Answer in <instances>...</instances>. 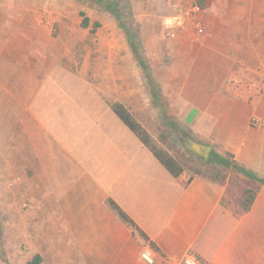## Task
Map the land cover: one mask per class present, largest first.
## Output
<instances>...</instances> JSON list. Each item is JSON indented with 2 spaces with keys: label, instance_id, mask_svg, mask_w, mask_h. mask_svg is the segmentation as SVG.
<instances>
[{
  "label": "crops",
  "instance_id": "1",
  "mask_svg": "<svg viewBox=\"0 0 264 264\" xmlns=\"http://www.w3.org/2000/svg\"><path fill=\"white\" fill-rule=\"evenodd\" d=\"M90 1L103 17L117 19L121 28L127 9L136 7L126 0ZM204 1L206 35L208 17L221 13L215 9L218 3ZM146 2L157 6L150 7L153 15L169 13L164 0ZM38 13V8L0 9V175L18 177V206L33 209L34 216L3 218L0 264H146L140 254L150 248L148 243L133 235L108 200L155 246L150 248L153 264H182L187 253L199 264H264V110L233 94L227 81L235 61L219 56L191 59L189 73L200 76L191 85H175L171 108L186 112L181 125L204 130L219 147L215 152L186 134L188 144L191 140L210 148L207 159L225 170V181L213 183L185 171L173 176L110 104L121 103L132 113L129 105L146 95L147 103L157 108L166 105L159 88L165 96L167 84L158 81L159 75L175 70L179 77L185 59L176 62L182 66L169 68L164 58L138 61L135 50L132 58L117 57V78L130 83L122 81L126 88H117V96L112 95L91 85L88 65L75 75L69 56L71 37L61 42L60 57L66 60L59 65L54 32L64 31V26H44ZM80 16L81 28L93 31L99 26L94 23L91 29L84 14ZM83 19L86 26L81 25ZM135 25L136 29L124 30L130 37L126 35L122 47H136L139 24ZM130 70L140 71L146 94L137 89ZM202 73L210 74L209 86ZM26 80L27 90L20 88ZM203 85L209 89L203 90ZM9 98L13 106L7 103ZM252 116L261 118L262 125H251ZM249 187L257 192L250 210L242 212L239 200ZM4 203L8 209L16 206L10 199ZM28 221H34V236L25 228Z\"/></svg>",
  "mask_w": 264,
  "mask_h": 264
},
{
  "label": "rangeland",
  "instance_id": "2",
  "mask_svg": "<svg viewBox=\"0 0 264 264\" xmlns=\"http://www.w3.org/2000/svg\"><path fill=\"white\" fill-rule=\"evenodd\" d=\"M126 1L128 3L132 1L136 7L127 9L129 15H127V18L124 16V27L122 28L117 25V19L111 18L107 14L106 17H103L90 0H0V9L38 8L39 13L37 16L44 26L49 27L53 24L64 26V31L58 29L59 31L54 32L59 47V65L64 64L66 60L60 57L62 53L60 49L62 47L61 42L63 40L64 42L65 40L69 41L71 37L73 50L69 49V45L68 49L70 50L69 53L72 51L69 56L73 58L72 70L75 75L81 72L84 65H88L86 71L89 73L91 85L95 88L103 87L107 93L112 95L116 94L117 96V88L118 90L124 89L125 85L123 83H130V81H124V79L121 84L122 81L117 78L120 76V73L117 72V57L120 59L128 55L132 58L134 56L133 50H135L144 60L149 59V57L164 58L162 61H165V66L169 68L182 66L181 64L177 65L176 62L179 63L185 59L183 65L185 70L179 77L176 76L175 70L167 72L164 76L161 73L159 75L158 81L167 84L165 96L162 95L163 91L159 88L160 100L166 104L162 106L166 110L164 113L161 110L162 107L157 108L149 101L147 103L146 95H141L137 98V102L135 101L129 106L132 109L134 118L174 156H181L185 160L196 158L189 150V144L185 140L186 134H190L195 140L210 145L213 151L218 152L219 147L204 134V130L199 132L193 127L181 125L180 120L186 112L171 109L176 100L173 96L177 91L175 85H179V83L191 85L195 82V78L200 76V74L189 73L188 68L193 58L217 56L231 58L235 62L231 78L228 79L227 83L232 86L233 94L235 93L250 105L256 108L262 107L264 110V0H213V3H218V7L215 9L221 14L208 17L210 24L209 27L207 26L206 35L196 37H192L189 33L180 32L170 36L166 28L167 25L164 24L165 16L172 14L174 7L195 2V0H164L165 9L169 10V13L162 16L160 14L153 15L150 7L157 8V6L149 5L150 3L148 4L146 0ZM49 10H52V15L55 12L54 17L56 19L48 15ZM80 13H83L87 18L88 23L91 24V29L94 28V23H98L99 26L93 31L81 28L82 17ZM132 13H135L136 16ZM205 17L207 18L206 15ZM135 23L139 24V29L136 31L138 40L136 47H122L128 41L126 37L128 34L124 30L129 26L135 28ZM127 66L128 70L130 65ZM130 73L132 77L137 79H133V82L137 84V89L146 94L144 91L146 86L141 74H139L140 71L130 70ZM98 74L101 76L100 79L97 78ZM204 75L202 73V81L209 86L213 80L210 78V74ZM137 77L140 79L138 80ZM27 81L21 84L20 88L23 87L27 90L29 87ZM159 86L161 87V84ZM187 88L192 87L187 86ZM205 89L209 88H204L203 85V90ZM176 98L178 97L176 96ZM208 98L202 97L205 101ZM7 103L12 106L15 104L14 100L10 98L7 99ZM249 123L259 127L263 121L257 116H252ZM5 178H7V181ZM5 178L0 175V233L3 218L5 221L7 215L14 216L16 220H18L19 215L21 217L25 215V217H34L33 209L27 206H18V202L21 200L16 190L18 177ZM14 188L15 190L11 191ZM7 199L13 200L16 206L11 207V209L6 208L3 201L6 202ZM18 211H20V214ZM33 223L34 221L32 223L28 221L25 224L26 230L32 236H34Z\"/></svg>",
  "mask_w": 264,
  "mask_h": 264
},
{
  "label": "trees",
  "instance_id": "3",
  "mask_svg": "<svg viewBox=\"0 0 264 264\" xmlns=\"http://www.w3.org/2000/svg\"><path fill=\"white\" fill-rule=\"evenodd\" d=\"M97 3L103 2L102 0H95ZM196 4L202 9L205 6L204 0H195ZM112 14L116 13L114 7L108 5L106 7ZM82 16V14H81ZM87 21L83 19L82 24L86 26ZM128 34V33H126ZM130 34V33H129ZM128 34V35H129ZM127 35V36H128ZM133 36V34H131ZM130 37V35H129ZM138 61H141L140 54L137 53ZM111 110L123 122L125 126L141 141V143L155 156V158L169 171L173 176H178L181 172L185 171L190 177H200L213 183L222 184L226 179L224 169L218 168L211 164V158L203 161L202 159L195 158L194 160H185L181 156H174L170 154L158 141H156L149 132L134 118L133 114L129 112L121 103L110 104ZM264 185V180L261 181ZM257 189L249 187L243 190L242 196L239 200V206L242 212H248L253 204ZM108 206L113 210L118 218L125 224L133 233L134 236L143 239L148 243L149 247L155 250V246L149 242L144 234L140 232L133 221L112 201H107Z\"/></svg>",
  "mask_w": 264,
  "mask_h": 264
},
{
  "label": "built area",
  "instance_id": "4",
  "mask_svg": "<svg viewBox=\"0 0 264 264\" xmlns=\"http://www.w3.org/2000/svg\"><path fill=\"white\" fill-rule=\"evenodd\" d=\"M167 30L170 36L176 33H189L192 37L205 34V21L202 8L195 2L177 5L173 8L169 16ZM141 259L146 264H153V254L150 248H145L141 254ZM182 264H199L192 253H187Z\"/></svg>",
  "mask_w": 264,
  "mask_h": 264
},
{
  "label": "water",
  "instance_id": "5",
  "mask_svg": "<svg viewBox=\"0 0 264 264\" xmlns=\"http://www.w3.org/2000/svg\"><path fill=\"white\" fill-rule=\"evenodd\" d=\"M189 140V139H188ZM189 150L195 155L202 157L204 160L208 158L210 148L199 143L189 140Z\"/></svg>",
  "mask_w": 264,
  "mask_h": 264
},
{
  "label": "bare ground",
  "instance_id": "6",
  "mask_svg": "<svg viewBox=\"0 0 264 264\" xmlns=\"http://www.w3.org/2000/svg\"><path fill=\"white\" fill-rule=\"evenodd\" d=\"M63 74V73H62ZM57 79V78H56ZM63 82V81H62ZM73 86V85H72ZM73 95V94H72ZM79 98V97H78ZM102 108V107H101ZM112 129V128H111ZM44 136H46V135H44ZM120 143V142H119ZM67 152V151H66ZM69 155V154H68ZM63 159V158H62ZM53 161V160H52Z\"/></svg>",
  "mask_w": 264,
  "mask_h": 264
}]
</instances>
